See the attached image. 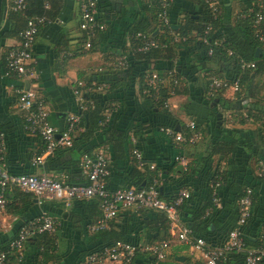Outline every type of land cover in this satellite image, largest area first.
<instances>
[{
	"label": "trees",
	"instance_id": "16d2710c",
	"mask_svg": "<svg viewBox=\"0 0 264 264\" xmlns=\"http://www.w3.org/2000/svg\"><path fill=\"white\" fill-rule=\"evenodd\" d=\"M13 1L14 0H9L11 8V27L1 35L4 36L3 38L8 36L15 37L20 40L21 32L27 27L29 19L46 16L49 23V21L52 22L59 16L62 8L60 4L62 0H25V8L22 10H15L13 9ZM193 1L200 4L202 8L201 12H197L193 16L191 14L188 15L185 25L179 27L178 29H175L173 20H171V26L169 28L163 26L159 17L160 0H148L145 5V9L147 12H151L152 10L153 12H156L153 14V19L150 20L146 16L140 17L133 24L126 26L125 29L122 30V33L115 35L114 22L109 20L107 16L102 15L104 9L113 8L111 5L109 7L105 6L106 0H98V19L105 22L107 25L105 30L99 31L92 38V46L90 50H94L98 43H108L107 49H110L111 51V57H108L107 59L109 62V71L105 77L85 80V82L89 85L95 82L96 87L91 90L87 89L82 91V98L84 99L86 109H82V105L77 99L78 109L74 111V113L82 115L80 128L75 131L71 146L58 147L53 154L47 156V171L50 172L49 164L51 161L56 159L62 153H65L71 155L73 158V166L79 169L81 168V172L83 173L81 165L82 158L85 155L93 156L95 150L101 146L110 145L113 147L114 152L113 158L111 157L110 175L107 178L108 189L115 190L124 187L145 189L157 181L160 196L167 201H173L179 196L180 191L188 188L189 197L183 199L182 203L178 207V211L182 222L192 230L195 237L204 238L210 247H217L223 245L228 239L230 232L238 227L246 247L254 248L261 245V236L264 234V208L262 207L258 197V188L260 185L264 184V176L259 175L257 172L260 163L264 164V130H260L257 135L259 141L263 143L262 146L255 141V133L246 132L245 130L234 127H228L225 124V120L223 121V116L219 115V112L216 113V108H214L215 111L212 114L213 121L210 123L209 129H201L198 123H195L196 126L194 129H192L189 125L177 127V119L169 114V108L162 106L161 102L170 98L174 94L182 93L188 94L193 99L211 107L213 101L216 102L217 99H220V101L224 100L225 93L229 91L220 90L214 95L204 94L205 92L202 89L203 87H198L200 90L199 92H196L197 88L190 87V84L193 85L198 81L199 77L196 75V72L199 70L213 71L216 73L225 72L226 76H224V74L211 73L212 75L210 74V79H207L204 82L206 87H209V83L215 75L218 78L227 77L230 80H239L240 89L234 93L236 96L234 100H246V105H241L239 107L233 106L235 102L232 100L231 102L229 101V105H225L226 109L232 110L235 114L234 118H241V122H244L243 119H245V116L246 118H250L257 122H264V103H261V101L257 99L261 78L264 75V42L256 35L254 27L257 14L261 12L264 15V0H254L255 4L253 5L251 12H245V17H239L237 22H235L233 33L227 34H218L219 29L224 26L220 19L221 12L215 16L206 0ZM100 11L102 13H100ZM197 14L199 16L196 17ZM240 16L243 15L241 14ZM209 25H211V31L207 35L209 42L205 43L203 37L206 36L205 30ZM262 27L264 30V18L262 21ZM158 29V34L153 35V33ZM82 32L85 44L87 35L84 31ZM139 33L148 34V36L151 33V38L158 42V46L151 47L147 50L141 49L144 46V43L141 38L137 37ZM215 39H223L224 42L221 45H214L213 42ZM259 48L262 49L261 52H258ZM9 49L10 48L3 52V55L0 58L1 65L3 66L5 72L7 71L6 55ZM189 49L196 51L197 55L201 54L202 61L195 62L194 65L189 62L187 63L185 58H187L186 51ZM210 49H213L211 54L209 53ZM182 50L185 52H181ZM230 50L232 53H229ZM181 55H183V57H181ZM116 56H126L124 66L115 67V65H113L112 59ZM242 59L245 61H254L256 63V67H242ZM216 67L218 69H216ZM153 69L165 71L163 74L166 76L169 72L175 71V77L179 81V83L175 86L172 80L168 81L167 85L161 89V101H156L153 96L143 93L144 88L147 87L144 82V77L148 71ZM14 76L16 77V75ZM138 81L140 86L142 85V97L145 98L146 105L150 107L156 116L159 115L158 117H165V120L160 118L156 125L158 133L165 135L175 147L176 145L173 139L167 135L163 129L171 128L174 131L182 132L187 136L192 134L194 131L199 132L203 136L208 134V157H202L200 159V163L203 165L204 163H207L209 159H213V156L219 155L225 158H231V162L233 163L232 165L236 164L240 169L216 170L213 175L202 173L199 176L201 178L199 180L201 182V186L195 185L194 188H190L188 186H190L191 181L188 177L190 176L189 174L194 173L195 167L191 162H189L187 168H184L181 165L178 171L181 176L179 184H184V186L187 187L178 186L167 194L165 191L161 190L162 184L166 181L167 176H169L165 170L172 168L175 163H180L176 160V156L180 153L174 156L173 164L170 161L171 152L164 153L166 155L165 158L162 161H159L160 163H157V165L154 166V169L144 162L143 157L141 162H138V159L134 154L135 163H133L128 169L124 170V172H126V176L130 179L128 185L119 187L108 186V180L114 170L113 162L117 163V161H125L128 159L130 154V146L132 142L126 139V124H121V122H126V119L129 121L130 118H137L135 115L138 111L136 108V102L137 104L141 103L133 97V89ZM101 85H105V87L101 88ZM76 89H79L77 85H75L73 89V93L77 98ZM110 94H112V97H110L111 100L109 98ZM237 109H245L246 115L244 116L242 113L237 115L235 113L238 112ZM220 120L222 123L219 122ZM67 126L68 121L63 131L67 128ZM6 136L7 135L5 133V140ZM36 137L42 141V152L44 153L46 146L45 142L41 136L37 135ZM167 142L170 144L169 147H172V144L169 141ZM134 146L135 149L140 150L137 143H135ZM184 149L185 147L183 150ZM183 150L181 153L185 155ZM43 153H41V155ZM165 163L170 165L166 166ZM142 165L145 167L144 170L139 168ZM160 170H162L161 172L165 175L164 179L159 177L158 172ZM10 172L13 174H20L15 171ZM217 179H220V185L217 187V195L220 198V206H217L214 203V189L212 187V183ZM63 181L68 184L88 183V179L75 180L68 178ZM248 188L252 190L251 215L243 224H239V202L240 199L245 196ZM12 189L19 188L15 187ZM204 189L208 190L207 196L199 202L198 198L201 197ZM18 193L20 197H24L25 200L27 199L28 201H32L35 199V195L31 192L19 191ZM232 194L233 196H231ZM8 198L9 197L7 195V199ZM85 200L88 199H75L72 201L71 205L73 207L75 203L83 202ZM95 200L100 209L98 200ZM236 205L238 213L237 221L225 233V241L222 243L217 240L213 241V236L218 235V231L223 225H225L228 216L233 210V207ZM11 206V204L7 203L6 209L7 207L10 209ZM144 211L148 212L156 210L146 209L140 212L124 210L120 211L119 215L122 214L121 212H124V214L138 216L143 214ZM71 212L72 219L74 220V227L82 228L83 226L89 225L90 228V225L92 224L91 221H87L84 224L83 218L79 214L75 211ZM100 214L102 215L101 209ZM164 215L169 222L167 215L165 213ZM33 218L34 217L25 219L19 229ZM114 219L109 220L107 228L93 231L100 243L89 251L86 256L99 252L105 247L112 246L119 241L133 243L135 245L142 244L127 237V234L124 231L116 228ZM78 222L80 225H76ZM155 242L156 241H147L146 243ZM8 243L9 241L0 244V248L7 249ZM28 246L36 248L38 250V254H42L47 257L48 255H53V252L55 251V237L47 232L34 233L26 241V249ZM26 249L24 253H26ZM12 255L15 256L16 254L11 253L8 256V259ZM141 256L145 257L144 262L146 264L163 263V260L157 261V259L148 252H139L131 264H136ZM84 260L85 258L75 264H79L81 262L83 263ZM224 262L225 264H247V252L238 251L236 249L230 251L227 253ZM256 264H264V255Z\"/></svg>",
	"mask_w": 264,
	"mask_h": 264
},
{
	"label": "crops",
	"instance_id": "0c3cea01",
	"mask_svg": "<svg viewBox=\"0 0 264 264\" xmlns=\"http://www.w3.org/2000/svg\"><path fill=\"white\" fill-rule=\"evenodd\" d=\"M147 1L106 0L105 6L109 7L111 5L113 9H104L103 13L101 11L100 13L114 22V33L116 35L122 33V30L126 26L133 24L140 17L146 16L150 20L153 19V14L156 12H153V10L151 12L146 11L145 5ZM218 2L219 7H221L220 19L224 25L219 29L218 34L233 33L235 22H237L238 18L245 17V12L250 13L255 4L254 0H218ZM9 4V0H0V58L8 48L14 47L19 43V40L15 37L7 36L3 38L4 36H1L11 27V8ZM60 4L62 8L59 16L52 22L45 24L37 36L33 48L37 71L33 77L27 81H22L15 76L7 75L0 61V132L4 131L7 135L5 140V162L10 171L20 174H47L61 180L68 178L87 180L88 178L84 172H81V168L73 166V158L69 154L62 153L51 161L49 164L50 172L47 171V156H44L42 163H35V158L43 153V144L39 138L26 131L24 127L25 111L18 106V89L21 86L32 88L37 93L38 99L45 101L50 113L49 118L51 123L59 131H63L67 125L68 114L78 109V101L73 93L75 85L81 80L85 81L92 78L105 77L109 71L107 59L111 57V51L107 49V42L98 43L94 50H87L85 48L84 35L80 29L81 12L79 0H62ZM201 10L200 4H197L193 0H171L169 18H171L170 21L173 20L175 29H178L185 25L188 15L191 14L193 16L197 12L200 13ZM241 14L243 16H240ZM197 16L199 15L197 14ZM159 29L153 35L158 34ZM149 37L151 38V33ZM181 52L185 51L182 50ZM186 52L187 58L185 59L187 63L189 62L194 65L195 62L202 61L201 54L197 55L196 51L189 49ZM216 69L218 68L216 67ZM159 72L163 74L165 71ZM211 73L224 74L226 76L225 72L216 73L199 70L196 72V75L199 77L198 81L189 86L192 88L196 87V92L200 90L198 87H203L204 94L211 95L209 87L207 88L204 83L205 80L210 79ZM215 77L217 76L215 75ZM223 78L228 79L227 77ZM141 88L142 85L140 86L138 81L133 89V97L141 103L137 104L136 102L138 113L136 112L135 115L137 118H130L129 121L126 119V122H121V124H126V139L132 142L130 154L125 161L113 162L114 170L108 180V186L119 187L128 185L130 182L124 170L135 163V143L140 147L144 162L150 165L152 169H154L157 163H160L159 161L165 158L166 155L164 153L171 152L170 161L173 164L174 156L182 152L165 135L158 133L156 130L159 119L163 118L165 120V117L156 116L150 107L146 105L145 98L142 97ZM110 97H112V94L109 95ZM224 97V100L220 101V99H217L216 102H212L211 107H208L188 94L177 93L170 97L168 112L172 117L177 119V127L188 126L191 122H195L200 125L201 129H209L210 123L213 121L212 114L216 110V113L219 112L218 114L223 116V121L225 120V124L228 127L255 133V141L263 146L257 135L260 130H264V122H257L246 118L245 109H237L238 112H235L237 115L242 113L245 116L244 122H241V118H234V112L227 110L226 106L236 96L234 92H226ZM234 102L233 106L246 105V100H234ZM222 106L224 107V111L221 109ZM214 108L216 109L214 110ZM227 115L233 117L227 119ZM219 122L222 123L221 120ZM167 141L172 144V147H169L170 144ZM208 142V134L204 136L201 134V137L195 143L186 144L183 150L189 162L195 167L194 173L189 174L190 176L188 175L191 181L190 186H188L190 188H194L195 185L201 186V182L199 181L201 178L199 176L202 173L213 175L216 170L240 169L236 164L232 165L231 158L219 155L213 156V159H209L207 163L202 165L200 159L204 156L208 157ZM101 148L107 152L110 159L111 157L113 158L114 150L112 146H101L98 149ZM165 165L170 164L165 163ZM180 167L181 163H175L172 168L165 170L169 175L164 183L162 181L161 190L165 191V193L168 194L178 186L187 187L184 184H182L183 186L179 184L181 176L178 171ZM139 168L145 169L143 165ZM161 171L158 172L159 177L164 179L165 175ZM19 191L25 192L22 189L20 190V188H10L7 191L9 197L7 203L12 206L10 209L7 207L3 213H0V244L14 238L25 219L36 217L45 212L55 216L59 222L58 231L54 235L55 251L53 255L45 257L42 254H38L36 248L28 246L26 253L22 257L19 258L17 255H12L8 259L7 264H75L86 258V254L100 243L95 234L90 230L89 225L82 228L74 227V220L71 214V211L79 214L83 218L84 224L87 221H91L92 224L96 223L100 219L101 214L95 199L77 202L72 207V205H65L61 200L38 198L37 196L32 201H28L24 197H20ZM207 191L204 189L201 197L198 198L199 202L204 197L206 198ZM258 197L264 208V184L258 188ZM121 213V215H118L114 219V224L116 228L124 231L127 237L142 244H145L147 241L160 242L169 240L171 242L168 256L163 260L162 264H205L206 260L201 251L191 249L188 244L179 241L171 235L170 224L164 213L159 211H144L143 214L138 216L124 214V212ZM237 214L236 205L228 216L225 225L221 229L219 228L220 230L218 229V235L213 236V241L217 240L220 243L225 241V233L236 223ZM76 225H80V223L78 222ZM139 258L136 264H146L144 262L145 257L141 256Z\"/></svg>",
	"mask_w": 264,
	"mask_h": 264
},
{
	"label": "built area",
	"instance_id": "2783aa9c",
	"mask_svg": "<svg viewBox=\"0 0 264 264\" xmlns=\"http://www.w3.org/2000/svg\"><path fill=\"white\" fill-rule=\"evenodd\" d=\"M80 2V29L87 35L85 48H91L92 38L99 32L106 29V23L98 19V0H79ZM213 14L217 16L220 13L218 0H206ZM13 9L22 10L26 6L25 0H14ZM171 0H160L159 17L163 26L169 28L171 21L169 18ZM264 15L259 12L255 19L254 27L256 35L264 42V30L262 27ZM50 22V21H49ZM48 23L46 16L31 18L27 27L21 32L19 43L11 47L6 55V74L16 75L22 81H27L36 73V64L33 56V48L43 25ZM211 31V25L205 30L206 36L203 37L205 43H208L207 35ZM143 40L144 46L141 49H149L158 46V42L150 38L147 34L139 33L138 36ZM223 39H215L214 45H221ZM213 49H210V54ZM229 53H232L230 50ZM126 56H116L113 60L115 67L125 65ZM111 60V61H112ZM242 67L255 68L254 61L241 60ZM173 81L174 86L179 83L175 77V71L164 75L158 70H150L144 77L147 85L143 93L151 95L156 101H161V89L164 88L168 81ZM77 99L82 105V109H86L84 99L82 98L83 90H91L96 87V83L88 84L84 80L76 84ZM105 85H101V88ZM240 89L239 80H230L224 78L213 77L209 84L211 95L216 94L220 90L233 91L234 93ZM162 106L170 107V98L165 99ZM18 106L25 111V129L33 136H41L45 142V152L43 155L35 158V163H42L44 156L53 154L58 147L71 146L73 143V135L80 128L82 115L71 112L67 116L68 126L64 131H59L50 121V113L46 103L42 99H38L37 93L30 87L21 86L18 89ZM189 126L194 129L195 122H191ZM169 135L176 147L183 150L186 144L195 143L201 134L194 131L190 135L182 132L174 131L171 128L163 129ZM5 133L0 132V213L6 209L8 202L7 191L10 188L17 187L24 191L31 192L38 198L57 199L70 206L75 199H97L102 212L100 219L90 226V230L98 231L105 229L109 225V220L119 215L120 211L131 210L140 212L146 209H153L164 212L169 220L170 233L179 241L190 246L191 249L201 251L205 257V264H225L224 260L230 251H246L247 264H256L264 255V234L261 236V245L249 248L246 247L243 237L238 227L233 229L228 239L221 246L210 247L204 238L195 237L192 230L187 227L181 219L178 211L179 205L184 198L189 197V191L184 189L180 191L179 196L173 201H167L160 196L158 182L150 185L145 189H137L135 187H124L115 190L107 188V178L110 175L111 159L104 149H98L93 156L85 155L81 165L83 172L88 178V183L68 184L65 181L47 174H13L8 169L5 162ZM138 162L142 160V154L139 149H134ZM176 160L181 163L184 168L188 167L189 160L180 153L176 156ZM259 175L264 176V164L261 163L257 169ZM220 185V179L212 183L214 189V203L220 206V198L217 195V187ZM252 190L247 189L245 196L240 199L239 224H243L251 215L252 206ZM58 219L49 214L42 213L34 217L27 224L23 225L17 235L9 240L7 249L0 248V264H6L8 256L11 253L16 254L19 258L24 255L27 239L34 233L47 232L55 235L58 231ZM171 242L169 240L135 245L133 243L119 241L116 244L105 247L99 252L89 254L81 264H131L135 256L139 252H148L153 255L157 261L167 258L168 250Z\"/></svg>",
	"mask_w": 264,
	"mask_h": 264
},
{
	"label": "rangeland",
	"instance_id": "374dc122",
	"mask_svg": "<svg viewBox=\"0 0 264 264\" xmlns=\"http://www.w3.org/2000/svg\"><path fill=\"white\" fill-rule=\"evenodd\" d=\"M229 92H233V91H229ZM261 103H264V75L262 76V83H260L259 85V91H258V98ZM221 106V105H220ZM222 111H224V107H221ZM226 113V112H225ZM233 116H229L227 115V119H231Z\"/></svg>",
	"mask_w": 264,
	"mask_h": 264
},
{
	"label": "water",
	"instance_id": "95a60500",
	"mask_svg": "<svg viewBox=\"0 0 264 264\" xmlns=\"http://www.w3.org/2000/svg\"><path fill=\"white\" fill-rule=\"evenodd\" d=\"M156 33H157V31H156ZM261 51H262V49L259 48V49H258V52H261ZM219 115H221V114H219Z\"/></svg>",
	"mask_w": 264,
	"mask_h": 264
}]
</instances>
